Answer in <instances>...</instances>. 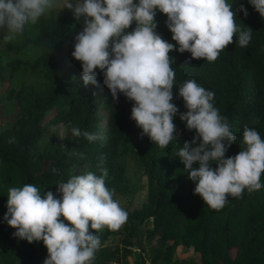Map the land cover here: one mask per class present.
Wrapping results in <instances>:
<instances>
[{
    "label": "trees",
    "instance_id": "16d2710c",
    "mask_svg": "<svg viewBox=\"0 0 264 264\" xmlns=\"http://www.w3.org/2000/svg\"><path fill=\"white\" fill-rule=\"evenodd\" d=\"M229 2L233 3L234 19L240 29L252 30L247 46L241 47L234 34L232 42L213 62L190 58L189 52L181 53L175 48L168 53L174 58L172 102L178 113L173 123L178 135L166 149L141 135L142 130L130 118L133 101L122 93L114 100L102 83L100 70H96V85L83 83L81 62L71 56L74 36L83 28V17L42 15L30 29L26 26L18 38L3 42L0 89L7 80L9 85L2 94L16 113L10 128H0V264H27L47 256L42 241L29 243L15 237V229L4 222L9 187L32 183L42 195L51 190L59 196L56 183L70 174L92 171L100 175L98 164L103 156L100 167L108 170L106 186L125 195L130 192V183L121 159L128 153L142 167L147 189L141 207L127 211L125 231L135 243L140 228L150 222L145 238L149 246L155 247L153 262L170 264L180 248L191 249L196 254V264H264V187L252 193L245 190L239 199L229 196L220 210L211 209L199 194H194L195 183L176 155L183 143L195 135V130L187 129L179 119V113L187 109L177 96V88L188 79H195L214 92V106L235 133V141L224 142L226 157L243 148L245 125L255 128L264 138V17L248 0ZM240 4L247 10L246 16L239 11ZM154 19L157 33L175 45L165 24L166 14L157 11ZM134 27L135 23L128 30ZM6 53L12 56L7 57ZM28 70L37 72L42 82L21 84L14 90L13 76L18 72L24 75ZM46 117L49 120L44 122ZM56 126L65 129L62 142L58 143L53 134L45 140L44 136ZM72 127L96 133L98 139L89 142L83 136H73ZM9 138H13L12 142ZM193 166H198L197 162ZM211 166L215 168V162ZM261 181L264 182V174ZM111 234L107 228L100 231V242H106ZM21 252L24 259L18 260ZM105 256L110 258L105 252H96L93 264H108Z\"/></svg>",
    "mask_w": 264,
    "mask_h": 264
},
{
    "label": "clouds",
    "instance_id": "9594fccd",
    "mask_svg": "<svg viewBox=\"0 0 264 264\" xmlns=\"http://www.w3.org/2000/svg\"><path fill=\"white\" fill-rule=\"evenodd\" d=\"M248 3L264 17V0ZM232 4L229 0H0V40L18 38L27 25L57 6L70 9L75 18L83 17L71 52L81 62L83 83L96 85V70H100L102 83L114 100L122 93L133 101L130 118L141 135L166 149L178 135L173 123L178 113L172 102L174 58L168 53L175 48L189 52L190 58L213 62L234 34L241 47L247 46L252 30H241L236 24ZM157 11L166 14L165 24L175 45L157 33ZM239 11L248 14L243 4ZM177 96L187 109L179 113V119L187 129L195 130L191 141H185L176 154L195 183L194 194L218 211L229 196L239 199L245 190L252 193L264 187V138L258 131L245 125L243 148L226 157L224 142L235 141L236 136L214 106V92L188 79L177 88ZM70 131L89 142L98 139L96 133L78 127ZM102 162L103 156L98 164L100 175L85 171L58 181L59 196L51 190L42 195L32 183L8 188L3 220L15 229L13 236L29 243L43 242L47 249L43 264H93L101 246L99 232L117 230L126 221L127 211L105 184L108 170L100 167Z\"/></svg>",
    "mask_w": 264,
    "mask_h": 264
},
{
    "label": "rangeland",
    "instance_id": "374dc122",
    "mask_svg": "<svg viewBox=\"0 0 264 264\" xmlns=\"http://www.w3.org/2000/svg\"><path fill=\"white\" fill-rule=\"evenodd\" d=\"M230 1V0H229ZM50 14H53L56 17L71 15L72 11L68 8H62L57 6L54 11ZM31 25V24H30ZM27 25V29H30L31 26ZM4 41L0 42V53H4ZM7 57H11L12 54L6 53ZM9 73L4 74V78H8ZM42 82L40 75L37 72H32L28 70L24 75H21L20 72L13 76L11 87L14 90L18 89L21 84H34L38 85ZM9 85V82L5 80L3 89H0V128L7 129L10 128L15 121V107L11 102L4 99L3 90ZM49 117H46L44 122H47ZM103 128V126H102ZM55 135L56 141L61 143L65 136V129L62 126H56L51 128L48 133L44 136L46 140L49 135ZM122 163L126 169V177L130 183V192L125 195H120L113 192V198L119 201V204L126 211L139 209L141 205L146 200V176L142 167L140 166L137 158L128 153L122 157ZM150 222H146L140 228V234L137 241L134 243L126 234L125 224L117 230H111L112 234L108 240L104 243H101L100 248L96 251L105 252L110 255V258L106 257L108 264H163L160 261L153 262L154 257V248L149 246L145 238L146 229L150 228ZM159 244L157 243L156 246ZM196 254L190 250L177 249L172 257L170 264H196L195 263ZM46 258V257H45ZM34 259L32 261H27V264H43L45 259ZM24 259V253L18 254V260Z\"/></svg>",
    "mask_w": 264,
    "mask_h": 264
}]
</instances>
